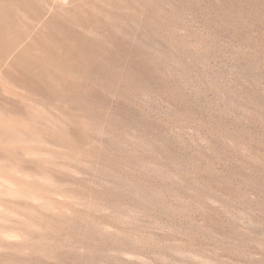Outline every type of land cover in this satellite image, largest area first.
Listing matches in <instances>:
<instances>
[{
	"label": "rangeland",
	"instance_id": "374dc122",
	"mask_svg": "<svg viewBox=\"0 0 264 264\" xmlns=\"http://www.w3.org/2000/svg\"><path fill=\"white\" fill-rule=\"evenodd\" d=\"M0 264H264V0H0Z\"/></svg>",
	"mask_w": 264,
	"mask_h": 264
}]
</instances>
